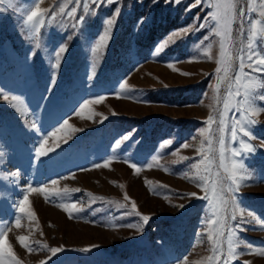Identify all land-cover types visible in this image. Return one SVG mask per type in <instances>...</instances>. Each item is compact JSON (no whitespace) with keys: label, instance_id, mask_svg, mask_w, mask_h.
<instances>
[{"label":"rangeland","instance_id":"1","mask_svg":"<svg viewBox=\"0 0 264 264\" xmlns=\"http://www.w3.org/2000/svg\"><path fill=\"white\" fill-rule=\"evenodd\" d=\"M34 2L0 3V88L22 97L21 107L34 114L26 124L24 116L0 100V228L6 231L4 238L17 260L20 264H209L211 246L206 237L199 242V233L204 231L203 221L211 216L212 209L208 201L186 195L205 194L186 177L194 175L191 164L200 159L196 150L203 137L199 130L207 127L209 114L216 117L224 111L229 90L234 92L237 87L238 61L230 73L231 82H218L215 61L219 38L210 35L208 28L154 53L170 33L192 24L196 16L203 20L210 9L202 5L186 10L194 0H182L178 5L165 0H115L112 5L101 6L96 15H89L79 28H73L71 19L45 23L37 49V40L21 32L24 9H30ZM40 6L56 7L59 12L58 0H42ZM117 7L121 11L106 47L93 52L104 19ZM256 15L248 12L242 25L239 20L233 25L237 29L233 34L234 53L246 45L248 21ZM241 27L243 32L239 31ZM205 36L209 40L204 41ZM209 43L211 60L203 55ZM64 44L67 51L55 83L50 85L51 61L55 50ZM245 72L260 81L254 95L264 96V72L248 68ZM125 80L137 90L117 98L119 84ZM214 86L219 91H214ZM99 97L103 100L94 102ZM237 99L240 97L233 96L232 103ZM89 101L93 102L86 104ZM253 103L264 108L259 98ZM85 104L81 118L77 113ZM238 117L235 108L225 111L226 163L239 161L248 179L243 181L247 186L229 204L227 224L233 227L241 223V211L247 223L232 237L240 242L238 251L244 254L228 259L231 264H264V256L247 251L249 246L264 249V228L260 227L264 223V112L253 117L258 123L250 127L255 137L251 141L242 135L235 141L230 138L231 125ZM65 119L77 131L65 129L50 135ZM33 122L37 128L28 127ZM212 127L217 129L219 125ZM125 136L129 138L123 139ZM213 140L217 155L212 172L223 175L218 133ZM241 140L255 148L233 158L231 150L240 149ZM41 142L53 151L36 159L35 150ZM185 142L190 144L187 149L181 147ZM203 143L207 147V141ZM183 157L192 159L181 162ZM17 170L19 174L13 176ZM53 180L57 183L52 184ZM30 186L45 191L30 192ZM25 197L28 205L25 212H20L19 202ZM71 204L82 209L74 218L69 217ZM180 205L185 206L181 209ZM143 215L150 217L147 223L141 219ZM19 236L26 237V243L36 250L22 247ZM224 244L226 250L227 237ZM54 247L63 251L52 255L49 249ZM85 248L90 251H82Z\"/></svg>","mask_w":264,"mask_h":264},{"label":"snow or ice","instance_id":"2","mask_svg":"<svg viewBox=\"0 0 264 264\" xmlns=\"http://www.w3.org/2000/svg\"><path fill=\"white\" fill-rule=\"evenodd\" d=\"M5 0H0V3H4ZM156 0H153L155 3ZM42 0H35L32 4L33 6L30 9H24L26 14V19L21 25V32L26 34L27 37L31 39H36V48H40L39 37L41 29L45 23L51 24L57 20L60 23H65L66 19H71L73 28H79L84 24L86 18L89 15H96L101 6L107 7L115 3V0H58L59 12L56 11V7L42 8L40 4ZM165 3H172L178 5L182 3V0H165ZM69 5H73L69 8ZM94 5V7H93ZM206 5L210 9L209 15L205 16L203 20H200L199 16L193 18V23L186 25L181 29H177L170 33L163 41H161L156 49L154 54H159L165 48L174 44L178 40H182L193 34L195 31L208 28L210 35H214L219 38V56L216 59V64L218 67L215 69L217 74L218 82L222 80H229L231 82L232 77L230 73L233 71L234 62L238 61L237 71L235 72V83L237 87L233 92L229 90L228 97L224 100V111L218 113V116L214 117L212 114H209L205 124L207 127L201 128L199 134L203 137V141H207V147L204 146L203 141H201V146L197 148V154L200 157L198 162H193L191 168L195 170V173L192 177H186L193 180L194 183H197V186L205 193L203 196H197L195 192L187 193L188 197H195L196 199L206 200L209 203L210 208L212 209V214L208 217L203 223L205 224V229L199 233L200 241L203 242V239L206 237L207 241L211 246L212 255L207 258L209 264H231V261L228 259L231 257L233 260L238 259L244 253L239 252L240 242L233 241L232 237L236 229H241V225L247 223V220L244 219V212H240L241 223L229 227L227 224L228 215L227 211L229 204L236 200V193L240 191L243 186H247L243 181L247 180L248 177L243 172V165L233 159L230 164L226 163L227 156L226 152L229 151L225 144L223 133L226 131L227 124L225 118V111L230 108H235L239 113V117L235 119L231 125L230 138L235 141L238 135H242L247 138V141L255 139L250 132V127L256 125L258 121L254 119V116L259 115L261 112H264V108L257 107L254 105V100L259 98L261 101H264V96L257 97L254 95L256 89L261 86L260 81L253 78L249 73L245 72V68L251 69L253 72H264V0H194V2L186 10H191L198 6ZM120 7L115 9L114 14L111 17H107L103 21V31L99 35L97 42L95 43L92 51L99 53L101 48L106 47V42L110 39L111 32L115 27V24L120 13ZM248 12L256 13V18L248 21L247 28V43L244 47L240 48L238 52L234 53L232 51L233 47L236 46V40L234 39V32L237 31L233 25L237 24L239 20L241 25L243 24V18ZM144 18H141L140 23L143 22ZM209 21L211 23H209ZM240 32H243L244 29L241 27ZM209 36L203 38L204 41L209 40ZM203 41L201 42V46ZM212 49V44L209 43L204 47L203 55L211 60L213 57L210 55ZM67 51L66 44L60 45L55 50L54 62L51 61V68L53 69L51 84L55 83L56 71L59 69L60 63L63 58V54ZM35 54V49L33 50L32 55ZM171 67V64H169ZM223 73V76L220 75ZM94 74V73H93ZM183 75H189V73H182ZM91 78V77H90ZM243 89V92H241ZM135 89L131 86L127 80L119 84V90L116 93L117 98L128 97L131 92ZM214 91H219V88L214 86ZM240 97L237 99L235 104L232 103V98ZM0 100L6 101L9 105L15 109L20 115L25 117V123L27 124V118L34 115L31 111L21 105L24 103L22 97L16 94H11L5 92L0 88ZM103 100V97H99L94 102H100ZM93 101L86 102L92 103ZM81 105V111L78 112V115H81V118H84L82 113L83 109L86 107ZM89 119L91 116L88 117ZM218 123L219 127L213 129L212 125ZM30 128H37V123L33 122L31 125H28ZM65 129H72V125L69 124L68 120L65 119L62 125L56 129L55 132L50 133V135L55 136L57 133L64 131ZM72 131H77V129H72ZM214 133L219 134V140L216 141L219 144L218 154L220 158L219 168L222 169L223 175L220 171H217L215 174L212 172V166L215 162V157L217 151H214L212 148L213 145V135ZM129 137L125 136L123 139L127 140ZM195 139V137H193ZM66 142V141H65ZM166 144H171L172 141H165ZM241 148L233 149L232 156L233 158L240 156L241 152L251 153L254 150V146L250 142L244 140L240 141ZM60 145L57 144V147ZM182 148L187 149L190 147L188 142H185L181 145ZM53 151V148L46 147L45 142H41L39 147L35 150V158L39 159L41 157L47 156L50 152ZM173 155L176 153L173 152ZM0 153V157H2ZM190 157H183L181 162L184 160H190ZM3 161L0 160V163ZM175 163V161H173ZM107 167V163L104 165ZM130 167L135 168V164H130ZM152 167L151 164L148 165ZM96 167H101V165H96ZM19 174V170L13 173V176ZM57 181L53 180L52 184H56ZM147 183V181H146ZM227 185V187H224ZM123 187V186H121ZM30 192H40L43 193L45 190L43 188L29 187ZM73 191H80L75 189ZM154 191V189H150ZM59 195L58 193H56ZM67 195V193H65ZM45 199H48V196H45ZM102 199V198H97ZM125 199L128 200L129 197L125 194ZM28 205V198L25 197L19 202L18 211L25 212L26 206ZM185 205H180L182 209ZM65 211H69V208L65 205H60ZM72 211H69V217L74 218V214H78L82 211L81 208L77 207L75 204L70 205ZM131 207L133 210L136 209V204L134 201L131 202ZM139 215V213H136ZM29 215H34L29 213ZM251 215V213H249ZM233 220L236 219L235 216L231 217ZM141 219L147 223L150 219L149 216L143 215ZM17 227H19V218H17ZM131 227V225H126ZM260 227L264 228V223H260ZM140 229H138L139 231ZM7 233L3 228H0V264H20L17 260L11 245L8 243L6 237ZM227 237L228 244L227 249L225 250L224 240ZM18 241L20 245L28 251H35L31 243H26L27 238L24 236H19ZM52 255L63 251L62 247H54L49 249ZM82 251H90V249L85 248ZM247 251L264 256V249H256L249 246ZM5 257L9 259H5ZM50 259V257H49ZM187 258H185L186 260ZM44 264V262H41ZM243 264H250L249 261H244Z\"/></svg>","mask_w":264,"mask_h":264}]
</instances>
